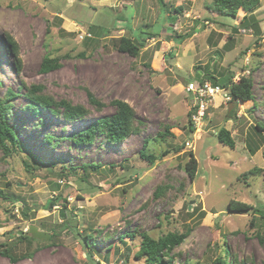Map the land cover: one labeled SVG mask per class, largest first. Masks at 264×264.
<instances>
[{
    "label": "rangeland",
    "instance_id": "rangeland-1",
    "mask_svg": "<svg viewBox=\"0 0 264 264\" xmlns=\"http://www.w3.org/2000/svg\"><path fill=\"white\" fill-rule=\"evenodd\" d=\"M214 1L0 0V103L14 91L6 120L21 141L8 156L0 148V244L16 259L0 254V264H147L136 256L144 234L158 240L187 232L171 264H216L226 254L227 264H264V132L257 130L264 125V0L255 14L261 32L244 29L243 10L225 17ZM138 36L137 58L114 43ZM45 57L61 68L42 73ZM200 71L250 76L253 101L227 104L218 96L203 130H191L187 86ZM34 86L55 102L84 107L88 118L69 125L62 114L33 111ZM114 100L133 108L140 134L119 144L73 142L115 112ZM222 128L235 149L219 142ZM190 153L195 180L186 171ZM92 164L98 171L85 173ZM232 202L252 210L231 211ZM32 226L49 239L34 238ZM89 234L95 243L88 249Z\"/></svg>",
    "mask_w": 264,
    "mask_h": 264
},
{
    "label": "trees",
    "instance_id": "trees-1",
    "mask_svg": "<svg viewBox=\"0 0 264 264\" xmlns=\"http://www.w3.org/2000/svg\"><path fill=\"white\" fill-rule=\"evenodd\" d=\"M162 6H165L164 0H159ZM261 0H215V10L219 12L221 15L229 18L236 19L238 17V13L240 10H243L246 15L242 20V26L244 29L248 30H256L261 32L260 21L256 19L255 14L261 8ZM182 8H176L175 12L181 14ZM173 21H176V17H171ZM237 30V29H235ZM142 34V32H141ZM146 35V33H143ZM152 36L151 34H149ZM141 37H137V39H131L129 37H122L115 41L117 44V49L122 53H126L132 57L137 58L140 54V49L144 45L142 43ZM9 41V46L12 49V53L17 57V45L14 41ZM20 66V65H19ZM61 68V63L59 59H49L45 57L42 62L41 71L42 73H49L51 71H55ZM199 76L201 79L199 82L204 83L206 81L212 82L214 85H219L223 88L229 89L231 95L233 97L232 102H242L248 103L253 101V79L250 76H245L241 78L239 83H234V76H223L221 78L216 77L214 74L207 72L203 76V71H200ZM196 80H190L193 82ZM1 85V83H0ZM24 88V87H23ZM29 94V107L35 111L40 112L41 108L49 109V111L53 115L64 116V119L69 125H73L77 122L83 121L85 118H88L90 111L85 109L82 106L73 105L71 102L61 100L60 102H55L53 99L43 94V88L40 86H34L28 90ZM34 91V92H33ZM9 98L7 101L1 100L0 103V148L4 151L5 155H10L13 149H20L21 141L14 131V129L9 126L6 120V116L11 108L8 100L11 97L15 96L13 90L8 93ZM89 100L96 107V110L102 112L104 105L100 103L99 100L95 98L94 95L89 94ZM112 105L115 108V112L111 115L101 116L98 119H95L89 126L77 132L72 141L75 142L79 146H88L92 145L95 140L99 137H105L110 142L114 144H119L127 140L133 134H140L139 130L135 126L136 122L139 120L136 117V113L133 108L126 102L121 100H114ZM61 109H63L61 111ZM62 112V113H61ZM191 116V111L189 112V118ZM190 127L192 130V124L190 123ZM257 130L264 132V125L258 123ZM218 140L221 144L235 149L236 141L231 136L229 130L222 128L219 130L217 134ZM48 141L51 142L54 140L53 137H47ZM148 143V142H146ZM251 150H254L252 145H249ZM259 149V148H258ZM257 150V149H256ZM255 150V152H256ZM141 158L149 162L150 164H154L156 157L154 155L148 154L145 150L140 152ZM191 160L186 164V171L189 174L192 180H195L198 175V163L193 153H190ZM30 166V164H29ZM89 168H93L98 171L99 167L92 165H85L84 172L86 173ZM4 195L3 190H0V196ZM230 210H239L242 212H249L252 210V207L246 204H242L239 202H232L230 204ZM24 213H26L24 211ZM189 234L187 233H169L160 239L156 240L149 236L148 234H144L142 236L143 241L140 245L139 251L136 256L140 259H145L147 264H171V261L175 258L173 254H171L177 247L181 246L185 240L188 238ZM24 239L31 241L33 238L23 237ZM53 238V236H52ZM51 238V239H52ZM92 241V242H91ZM84 243L86 247L89 249L92 245H94L92 234L87 235L84 238ZM0 254L4 256H9L13 260L14 255L12 253V249L0 244ZM225 260L223 258L218 259L216 264H227V261L231 258V255L226 254ZM227 260V261H226ZM231 264V263H229ZM236 264V263H234ZM241 264V263H239Z\"/></svg>",
    "mask_w": 264,
    "mask_h": 264
},
{
    "label": "built area",
    "instance_id": "built-area-1",
    "mask_svg": "<svg viewBox=\"0 0 264 264\" xmlns=\"http://www.w3.org/2000/svg\"><path fill=\"white\" fill-rule=\"evenodd\" d=\"M240 80V77H237L235 83H238ZM187 91L193 96L194 113L191 119L195 130L199 126H201L202 130L210 105L217 96L222 97L223 103L228 104L232 100L228 90L215 86L208 81L204 83L190 82L188 83Z\"/></svg>",
    "mask_w": 264,
    "mask_h": 264
},
{
    "label": "water",
    "instance_id": "water-1",
    "mask_svg": "<svg viewBox=\"0 0 264 264\" xmlns=\"http://www.w3.org/2000/svg\"><path fill=\"white\" fill-rule=\"evenodd\" d=\"M29 234L40 240H48L50 236L48 233L40 232L36 226L31 227Z\"/></svg>",
    "mask_w": 264,
    "mask_h": 264
},
{
    "label": "clouds",
    "instance_id": "clouds-1",
    "mask_svg": "<svg viewBox=\"0 0 264 264\" xmlns=\"http://www.w3.org/2000/svg\"><path fill=\"white\" fill-rule=\"evenodd\" d=\"M244 76H246V75H244ZM238 77H239V76H238ZM233 81H234V83H235V80H233ZM193 82L201 83V82H199L198 80L193 81ZM206 82H207V81H206ZM208 82H209V81H208ZM239 82H240V81H239ZM239 82H238V83H239ZM210 83H212V82H210ZM212 84H213V83H212ZM213 85H214V84H213ZM215 86H219V85H215ZM220 87H221V86H220ZM222 88H223V87H222ZM224 89H226V88H224ZM226 90H228V91L230 92L229 89H226ZM230 94H231V92H230ZM217 97H218V96H217ZM217 97H216V98H217ZM220 97H221V96H220ZM231 97H232V95H231ZM216 98H215V99H216ZM215 99H214V100H215ZM222 101H223V100H222V97H221V102H222ZM232 101H233V97H232V100H231L229 103H230V104L233 103ZM234 102H235V101H234ZM229 103H228V104H229ZM218 106H220V105H218ZM209 110H210V108H209ZM193 113H194V108H192V110H191V116H190V123H191V124H192V119H191V118H192ZM208 115H209V111H208L207 116H208ZM207 116H206V119H205V124H206V121H207V119H208ZM205 124H204V126H205ZM204 126H203V128H204ZM192 127H193V125H192ZM203 128H202V130H203Z\"/></svg>",
    "mask_w": 264,
    "mask_h": 264
}]
</instances>
